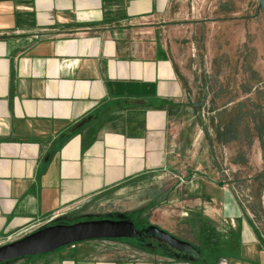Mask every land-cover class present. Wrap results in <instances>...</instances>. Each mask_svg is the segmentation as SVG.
Returning a JSON list of instances; mask_svg holds the SVG:
<instances>
[{
    "label": "crops",
    "instance_id": "obj_1",
    "mask_svg": "<svg viewBox=\"0 0 264 264\" xmlns=\"http://www.w3.org/2000/svg\"><path fill=\"white\" fill-rule=\"evenodd\" d=\"M207 4L0 0V246L164 169L185 96L161 32L166 23L196 21L195 7ZM246 143L251 178L264 166L252 138ZM208 198L214 207L206 215L228 220L236 238L235 249L213 264H264L256 224L231 196L216 190ZM168 258L124 239L88 240L12 264H205Z\"/></svg>",
    "mask_w": 264,
    "mask_h": 264
},
{
    "label": "rangeland",
    "instance_id": "obj_2",
    "mask_svg": "<svg viewBox=\"0 0 264 264\" xmlns=\"http://www.w3.org/2000/svg\"><path fill=\"white\" fill-rule=\"evenodd\" d=\"M196 9V21L166 23L161 32L185 96V109L168 133L169 163L158 173L112 187L70 214L36 223L21 236L62 222L122 217L136 230L153 225L199 246L207 257L203 262L213 264L235 249L230 222L206 215L214 207L208 197L217 190L231 196L244 218L256 224L264 247V176H259L264 167L251 178L245 167L250 138L264 166V18L257 0H208ZM237 134L239 142H232ZM237 149L243 150L239 169ZM124 241L143 252L168 255L173 263L187 261L155 241Z\"/></svg>",
    "mask_w": 264,
    "mask_h": 264
},
{
    "label": "water",
    "instance_id": "obj_3",
    "mask_svg": "<svg viewBox=\"0 0 264 264\" xmlns=\"http://www.w3.org/2000/svg\"><path fill=\"white\" fill-rule=\"evenodd\" d=\"M264 18V0H257ZM141 239L167 246L189 262H198L200 252L192 244L180 240L162 229L149 225L140 230L131 220L91 219L71 224H53L40 228L14 242L0 246V264L39 256L59 248L88 240Z\"/></svg>",
    "mask_w": 264,
    "mask_h": 264
},
{
    "label": "flooded vegetation",
    "instance_id": "obj_4",
    "mask_svg": "<svg viewBox=\"0 0 264 264\" xmlns=\"http://www.w3.org/2000/svg\"><path fill=\"white\" fill-rule=\"evenodd\" d=\"M109 219H113V218H109ZM84 220H91V219H84ZM84 220H78V221H84ZM113 220H116V219H113ZM78 221H73V222H62L63 224H71V223H74V222H78ZM62 223H58V224H62Z\"/></svg>",
    "mask_w": 264,
    "mask_h": 264
},
{
    "label": "trees",
    "instance_id": "obj_5",
    "mask_svg": "<svg viewBox=\"0 0 264 264\" xmlns=\"http://www.w3.org/2000/svg\"><path fill=\"white\" fill-rule=\"evenodd\" d=\"M196 249L199 250V246L196 247ZM200 255H201V254H200ZM205 258L207 259V257H203V256L201 255V257H200V261L203 262Z\"/></svg>",
    "mask_w": 264,
    "mask_h": 264
}]
</instances>
